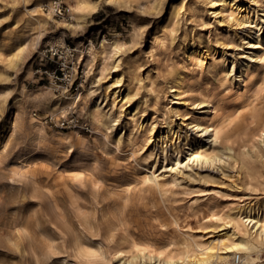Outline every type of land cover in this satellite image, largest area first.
Wrapping results in <instances>:
<instances>
[{
	"label": "rangeland",
	"instance_id": "374dc122",
	"mask_svg": "<svg viewBox=\"0 0 264 264\" xmlns=\"http://www.w3.org/2000/svg\"><path fill=\"white\" fill-rule=\"evenodd\" d=\"M57 1L66 7L64 15H56L49 10L52 0H0V217L13 219L11 215H16L24 200L25 208L37 207L34 204L36 198L30 197V186L26 184L23 173L20 177L15 175L11 178L12 168H20L21 173L27 165L37 171L38 182L43 180L39 178V173L46 171L52 176L63 175L62 179L66 182H72L74 175L80 171L98 172V186L101 187L99 196L105 191H110L111 194L116 191L124 195L115 203H110L114 210L109 215V220L116 225L115 233L163 253L177 249V243L172 242L176 236L171 216L180 222L186 218L188 228L196 226L195 218L187 212V204L192 199L209 198L216 201L217 207L225 208L235 202L248 201V195L264 196V166L256 158L251 162V171L247 177L251 182L250 191L243 188L247 184H244L242 178L233 183L231 175L234 171L226 164L220 162L210 166L191 159L186 165L176 166L178 187L173 198L163 201L156 191L148 189L141 181L144 174H150L151 169L145 167L153 162V157L143 165L141 158L144 153L138 149V145L129 144V138L139 136L140 130L130 134L124 124L127 116L123 114L116 125L104 130V125L113 123L111 118L116 109L106 105L105 99L101 101V89H98L100 96L96 103L92 97L86 103H82L84 97L78 98L79 94H84L83 86L86 85L88 73L89 56L86 50L97 47L101 39L107 42L117 39L128 48L125 61L132 67L139 66L141 80L133 88V102L140 108L150 106L151 85L165 88L163 79L169 67L176 65L181 71L182 84L187 88L183 95L187 102L172 104V107H178L180 112L188 114L190 118L184 123L190 122L192 117L204 116L205 107L196 103L201 94H209L219 101L221 110L226 115L227 125L236 124L252 103L259 100L264 102V80L261 74L256 76L255 82H248L245 89H240L238 77L233 75L229 77L231 83L224 85L217 75L220 66H210L213 57L205 58L202 66H199L197 58L190 60L182 53V45L191 36L196 38L199 35L206 39L207 51L218 56L216 60L221 54L220 42L233 40L239 44V33L230 31L226 23L219 24L216 21L218 17L213 13L214 7L206 0H118L122 5H118L117 0H94L97 2V12L78 25L77 14L73 9L75 0ZM37 4L40 8L35 6V16L48 20L42 26L30 22L26 9ZM253 13L260 16L262 11L256 12L255 8ZM261 23L264 25V20ZM137 26H141L142 31L138 43L133 38ZM39 31H43L44 37L35 44ZM183 38L186 40L183 41ZM246 40L248 37L244 41ZM55 46L68 48L65 54L70 53L66 58L68 73L58 75L59 78L53 74L57 62L48 52V49ZM225 50L231 53L230 49ZM241 51V47L234 51L237 52V57ZM229 60L231 56L226 58L221 67L227 69ZM251 64L252 61L247 66L250 67ZM74 66L76 71H73ZM254 70L258 73L262 69L250 67L251 72ZM48 88L58 95L66 90L72 97L63 104L64 110L45 109L38 105V99L43 97ZM145 98L146 103L143 102ZM165 101L166 97L161 103ZM95 107L100 110L98 121L101 125L98 124V129L101 132L96 131L94 124L86 116V111ZM152 116L157 121V132L164 130L161 128L163 123L159 113H152L149 108L141 116V119L144 118L142 130ZM172 117L175 124L182 119L179 116ZM241 124H246L245 127L250 129L254 123L244 120ZM191 125L187 126L188 136L177 143L181 144L184 152L175 156L170 152L172 146L167 147V159H163L162 151L160 160L155 163L159 171L163 169L162 163L168 165L172 159L182 158L185 162L186 156L196 148L220 154L225 144L229 143L236 153L247 150L250 152L251 149L257 154L264 153L261 138L256 140L251 135L241 134H232L227 141L201 140L187 150V141L194 135ZM104 131L108 137L104 136ZM76 134L80 142L73 139L72 136ZM242 142L244 147L240 146ZM162 174L166 176L168 171ZM235 184L243 189H234ZM251 203L247 202L246 205ZM40 215H36L33 222L36 223L37 239L42 247L37 250L40 264H59L66 253L58 246L60 239L54 233L50 218ZM250 215L264 221V209L260 208L258 212L255 210L254 213L252 211ZM43 231L50 234L49 238L44 236ZM103 235V232L98 233L99 240ZM17 242L16 234L7 232L1 226L0 219V264H31V257L23 255L15 246ZM123 247L125 248V244ZM236 256L238 261L234 260ZM236 256L229 264H244L241 255ZM259 258L264 260V254H260ZM70 260H73L72 257ZM151 262L155 264L153 260Z\"/></svg>",
	"mask_w": 264,
	"mask_h": 264
},
{
	"label": "bare ground",
	"instance_id": "6f19581e",
	"mask_svg": "<svg viewBox=\"0 0 264 264\" xmlns=\"http://www.w3.org/2000/svg\"><path fill=\"white\" fill-rule=\"evenodd\" d=\"M206 1L211 7H214L213 13L218 17L216 21L219 24L226 23L230 31L239 33L237 34L239 44L234 43L233 40L220 42L221 54L216 60L218 56L207 51L206 39L199 35L196 38L191 36L182 45L184 56L190 60L197 58L199 66H202L205 58L213 57L210 66L212 68L220 66L217 75L224 85L231 83L229 77L232 75L238 77L240 89H245L248 82H255L258 74H261V78L264 80V25L261 23L264 20V0ZM118 5L122 4L118 3ZM35 6L40 8L38 4L26 8L29 12V20L33 24L42 26L48 20L37 14L35 16ZM255 8L256 12L257 10L262 11L260 16L253 13ZM73 9L76 11V23L79 25L86 17L97 12L98 6L94 0H75ZM49 10L53 12L52 2L49 4ZM140 29L141 26H137L133 33V38L135 41L137 40V43L142 35ZM42 37H44L43 31H39L35 44ZM247 37L248 40L244 41ZM185 40L186 38H183V41ZM240 47L242 51L237 57V52L234 51ZM127 49L126 44L117 39L112 42L101 39L97 47L86 50L89 56L87 79L86 85L83 86L84 94L83 96L79 94L78 98L83 99L84 97L82 103H86L92 97L96 103L100 96L98 89H101V101L105 99L106 105L116 109L111 118L113 123L108 126L104 125V130L116 125L121 114L127 116L124 124L127 125L130 134L140 130L139 136L129 138V144L131 146L138 145V149L144 153L141 158L143 165L153 157V162L145 167L151 169L150 174L142 176V183L148 189L156 191L163 201L169 197L173 198V193L178 187L176 166L186 165L192 159L199 164L210 166L220 162L226 164L234 171L231 175L233 183L242 178L244 184H247L243 188L250 191L251 182L247 177L251 171L252 160L256 158L264 166V153L257 154L253 149L250 152L247 150L236 153L232 145L226 143L220 154L212 150L196 148L191 150L186 158L184 156L185 162L182 161V158L181 160L170 159L168 165L161 164V169H163L160 171L155 163L158 159L160 160L162 151L163 159H167V147L172 146L170 152L175 156L184 152L181 144L177 143L188 136V124H192L194 135L187 141L185 147L187 150H190L201 140L227 141L232 134L251 135L254 139L261 138L264 142V102L259 100L252 103L249 109L239 117L240 121L228 126L226 115L224 110H221L219 101L209 94H201L196 104H202L200 107H205L204 116L192 117L190 122L184 123L190 117L188 114L180 112L178 107L173 108L172 104L179 105L187 102L183 96L187 88L182 84L179 67L171 65L163 79L165 88L151 85L149 89L152 95L151 104L149 107L147 105L140 108L137 103L133 102L135 95L133 88L135 83L141 80L139 66L132 67L125 61L124 56ZM225 49H230L234 54L231 55ZM83 56L82 54L81 58ZM230 56L231 60L227 61V69L222 68L221 65ZM251 61L250 67H259L262 70L258 73L256 70L251 72L250 67L247 66V63ZM73 71H76L75 66ZM164 97H166V101L161 103ZM71 98L66 90H62L58 95L53 94L52 89L48 88L37 102L45 109L64 110L65 105L63 104ZM262 98L264 99V95ZM143 102L146 103L147 99L145 98ZM148 108L152 113H159V118L163 123L161 128L164 129L161 132H157L155 116H152L146 128L142 130L144 118L141 119V116L145 115ZM86 116L94 124L96 131L101 132L98 129V124L101 125L98 121L100 110L97 107L88 109ZM172 116H179L182 119L175 124ZM244 120L254 123L253 126L248 129L245 127L247 123L241 124ZM103 134L108 137L105 131ZM72 137L80 142L78 134ZM117 143H119V139H117ZM240 146L244 147V142ZM20 170V168H12L11 178L23 173L26 184L30 186V197L36 198L34 204L37 207L25 208L26 200H24L16 215H11L13 219L2 217L0 219L1 226L5 227L7 232L16 234L18 242L15 246L23 255L31 257V264H40L37 250L42 247L37 239L36 223H33L38 214L50 218L54 233L59 236L58 246L66 253V256L59 260V264H153L151 260L155 264H229L237 254L241 255V261L244 264H264V260L259 258L260 254H264V221L250 215L252 211L254 213L255 210L258 212L260 208L264 209V196L248 195V201L235 202L225 208L217 207L216 201L209 198L192 199L187 204V212L188 215L195 218L196 226L188 228L186 218L180 222L176 217L171 216L175 227L173 232L176 236L174 237L175 241L172 242L177 243V249L163 253L151 246L136 243L122 234L115 233L116 225L109 220V215L114 210L110 203H115L124 195L116 191H112L113 194L110 191H105L99 196L98 192L101 187L98 186V172L80 171L74 175L75 179L72 182H66L62 179L63 175L52 176L49 171H46L42 174L39 173V178L43 180L38 182L35 169L27 165L21 173H19ZM166 171H168V175L164 176L162 172ZM233 188L243 189L237 184ZM247 202L252 203L246 205ZM30 204L33 206V203ZM99 232L104 234L101 240L98 238ZM43 233L45 237L49 238V233L46 231ZM50 245L47 244V246ZM54 246L57 247L56 244ZM70 257L73 260H70Z\"/></svg>",
	"mask_w": 264,
	"mask_h": 264
},
{
	"label": "built area",
	"instance_id": "2783aa9c",
	"mask_svg": "<svg viewBox=\"0 0 264 264\" xmlns=\"http://www.w3.org/2000/svg\"><path fill=\"white\" fill-rule=\"evenodd\" d=\"M52 8L54 14L56 15H64L67 10L64 4L57 0H53ZM66 49L68 48H62L59 46L51 47L50 49H48L50 57L55 59L57 62V67L53 70V74H55L57 78H59L58 75L63 76L68 73V65L66 63V58L70 53L68 52L67 54H65ZM234 260L238 261V256H236Z\"/></svg>",
	"mask_w": 264,
	"mask_h": 264
}]
</instances>
